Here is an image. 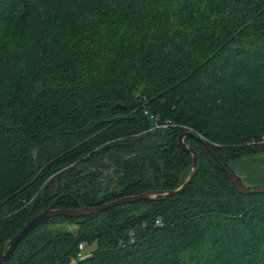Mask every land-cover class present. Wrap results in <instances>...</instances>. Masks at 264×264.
I'll list each match as a JSON object with an SVG mask.
<instances>
[{
	"label": "trees",
	"instance_id": "16d2710c",
	"mask_svg": "<svg viewBox=\"0 0 264 264\" xmlns=\"http://www.w3.org/2000/svg\"><path fill=\"white\" fill-rule=\"evenodd\" d=\"M182 128L228 170L264 152V0H0V254L50 206L178 189ZM185 144L182 194L53 218L3 264H264V196Z\"/></svg>",
	"mask_w": 264,
	"mask_h": 264
},
{
	"label": "water",
	"instance_id": "95a60500",
	"mask_svg": "<svg viewBox=\"0 0 264 264\" xmlns=\"http://www.w3.org/2000/svg\"><path fill=\"white\" fill-rule=\"evenodd\" d=\"M187 139L192 140L202 149V151L204 152L210 163L223 174L225 179L231 184V186L235 189V191L238 194L243 196H253V195L264 196V188L248 189L244 187L240 183V181L233 175V173L218 161V159L211 152L208 144L200 136L191 132H184L179 135L177 144L182 152L188 154L191 157V166L189 168L187 178L178 189L173 191H151L137 196L123 197L115 201H112L108 204H104L94 208L81 207L75 210H55L52 208V206H50L48 209H46L38 216H36L34 219H32L26 226H24V228L19 233H17L13 238H11L7 242L5 252L3 254H0V264L5 263L10 258L11 254L14 252L18 243L28 234V232L36 228L38 225L53 218L56 217L84 218L91 215H96L98 213H101L108 209H112L117 206L131 204L139 201H152L160 197L169 198L182 194L193 182V179L197 173V166H198V153L194 148L187 146L185 144V140Z\"/></svg>",
	"mask_w": 264,
	"mask_h": 264
},
{
	"label": "crops",
	"instance_id": "0c3cea01",
	"mask_svg": "<svg viewBox=\"0 0 264 264\" xmlns=\"http://www.w3.org/2000/svg\"><path fill=\"white\" fill-rule=\"evenodd\" d=\"M228 167L244 187L264 188V152L244 155L230 162Z\"/></svg>",
	"mask_w": 264,
	"mask_h": 264
},
{
	"label": "built area",
	"instance_id": "2783aa9c",
	"mask_svg": "<svg viewBox=\"0 0 264 264\" xmlns=\"http://www.w3.org/2000/svg\"><path fill=\"white\" fill-rule=\"evenodd\" d=\"M150 120L152 121L151 122L152 125H151L150 129L153 128V130H166V129L173 128V127L181 128L180 126H176L169 121H160L157 116H155V117L151 116ZM182 129L185 130L187 128H182ZM258 144L264 145V138H262L261 141L258 142ZM78 249H79L80 253L77 256V259H82L83 258V255H82L83 244H80Z\"/></svg>",
	"mask_w": 264,
	"mask_h": 264
},
{
	"label": "rangeland",
	"instance_id": "374dc122",
	"mask_svg": "<svg viewBox=\"0 0 264 264\" xmlns=\"http://www.w3.org/2000/svg\"><path fill=\"white\" fill-rule=\"evenodd\" d=\"M91 37H96V36H91ZM91 37L86 36V37H84V40L86 39V41H87V40L91 39ZM91 40H94V41H95L96 38L91 39ZM82 48H84V47H82ZM18 51H19V50H18ZM150 121H151V120H150ZM151 122H152V121H151ZM173 128H174V129H175V128L177 129V127H173ZM148 131H158V130H153V128H152V129H149ZM184 132H191V133L196 134L195 132H193L191 129H188V128L185 129L182 133H184ZM196 135H198V134H196ZM198 136H199V135H198ZM262 138H264V137H262ZM119 140H121V139H119ZM260 141H261V139H260ZM253 142H255V141H252V143H250L249 145H254ZM61 228L67 229V230L72 231V232H74V231L76 230V227L73 226V225H66V226H63V227H55L56 230H61ZM94 249H95V245L87 246V245L83 244L82 255H83V256H87V255H89Z\"/></svg>",
	"mask_w": 264,
	"mask_h": 264
}]
</instances>
